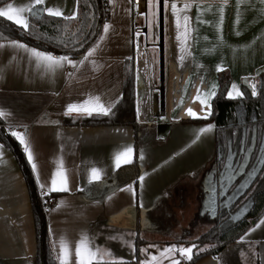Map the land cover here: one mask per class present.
Segmentation results:
<instances>
[{
  "label": "crops",
  "instance_id": "0c3cea01",
  "mask_svg": "<svg viewBox=\"0 0 264 264\" xmlns=\"http://www.w3.org/2000/svg\"><path fill=\"white\" fill-rule=\"evenodd\" d=\"M176 2L181 6L186 0ZM198 2L203 7L208 3L218 4L220 0ZM8 3L22 9L19 15L28 25L31 12L27 9L32 6V0H11L0 7ZM46 5L70 13L74 0H46ZM109 5L110 17L106 21L110 25L109 31L105 34L102 27L100 34L105 35V40L85 63H77L75 68L65 62L61 67L48 69L42 64L37 65L34 57L30 58L28 52L11 42L36 47L18 40L0 41V117L9 125L24 126L17 132L24 134L30 142L41 172V183L50 185L51 176L61 161L69 176L68 192H48L45 189L42 193L44 196L57 194L47 201L46 207L48 229H52L49 231L52 249L53 243L56 244V250H53L55 259L59 240L63 237L73 253L74 262L75 243L83 234L91 241L90 246L107 249L124 261L135 260L139 246L140 261L156 256L158 264H171L172 260L184 264L189 260L178 251L160 254L171 245L190 247L185 246L191 244L189 240L155 237L153 232L165 226V219L174 218L186 220L180 222V233H186L187 220L194 219L197 214L203 216L205 210L207 212L217 145L213 121L196 120L186 115L174 119L180 113V108L175 107L177 96H183L186 102L199 109L198 101L190 100V95L194 97L196 89H205V85L210 88L212 83L217 85L218 92L219 75L224 71L231 76L230 87L236 83L244 92L243 83L247 77L256 83L258 90L264 73V2L241 0L237 8V0H228L222 30L225 43L212 52L204 50L217 44L216 30L213 23H197L194 6L189 15L193 26L199 29L194 33L198 39L194 41L192 55L183 67L176 59L179 53L175 47L174 17L169 7L167 34L163 22L164 110L160 101L161 54L156 49L159 44H148L147 37L145 41L139 37L138 57L134 25H143L135 21L138 14L131 0H109ZM238 13L239 22L235 23ZM201 18L214 22L218 15L213 8L203 12ZM143 27L147 35L148 28ZM237 31L239 35H236ZM245 45L249 47L243 48ZM87 51L78 57H68L79 62ZM130 58L135 61L137 130L131 124H66L65 118L88 116L82 112L66 115L69 103L77 106L86 102V106L100 103L111 109L118 104L123 96L125 62ZM218 64H222L219 72L216 71ZM201 78L203 84L199 83ZM157 88L159 91L155 90ZM139 97L147 103L142 104L138 115L136 104ZM161 116L165 118L162 120ZM209 123L214 125L213 131L201 134V139L196 140L199 129ZM136 144L139 150L138 177L147 173L142 189L137 178L125 181L99 197H91L84 191L89 185L91 168L101 170V181L110 179L118 170L114 166L116 154L131 146L134 150L132 164ZM0 151L3 153L0 156V264H37L35 224L28 187L13 152L2 142ZM141 152L143 160L140 159ZM133 182L135 199L131 193L120 190ZM262 219L264 213L248 228L253 229L252 232L247 229L241 235L244 240L240 236L218 254L206 255L194 264H264ZM141 249L146 251L141 252ZM103 261H109V258L98 262ZM56 262L60 264L57 259Z\"/></svg>",
  "mask_w": 264,
  "mask_h": 264
},
{
  "label": "trees",
  "instance_id": "16d2710c",
  "mask_svg": "<svg viewBox=\"0 0 264 264\" xmlns=\"http://www.w3.org/2000/svg\"><path fill=\"white\" fill-rule=\"evenodd\" d=\"M9 1L11 0H0V5ZM107 4L109 5V0H79L78 13L74 19L54 17L43 12L40 16H30L27 28L5 17H0V41L18 40L56 55L78 57L98 40L103 25L110 17L109 12L105 11ZM219 84L217 96L212 100V114L207 119L196 120L214 122L217 145L215 162L221 169L225 166L231 149L243 147L251 139H255L257 147L252 153L251 165L255 162L256 153L260 149L258 147L264 140V73L261 75V82L255 97L251 95V89L244 82L245 95L243 98H226L231 84V76L228 72L224 71L219 75ZM135 98V61L134 58H130L125 62L123 96L110 114L68 117L64 119V122L80 125L131 124L137 130ZM0 142L13 152L28 187L35 224L36 262L37 264H57L49 235L46 208L47 201L57 194L42 195L23 152V147L8 131L7 123L1 117ZM135 148V159L132 164L122 166L108 180L89 184L84 191L91 197H99L125 181L137 179L139 175L138 144ZM260 171L262 182L254 191L250 206L235 220L227 218L230 215L229 212L222 213L217 223L191 242L195 245L193 256L184 264H194L206 255L218 254L224 247L236 241L262 216L264 213V160ZM231 209L234 210V207ZM139 241L138 239V243ZM201 247L203 250H200ZM125 262L126 264H139V246L135 260ZM95 264H109V261Z\"/></svg>",
  "mask_w": 264,
  "mask_h": 264
},
{
  "label": "snow or ice",
  "instance_id": "6c2138e0",
  "mask_svg": "<svg viewBox=\"0 0 264 264\" xmlns=\"http://www.w3.org/2000/svg\"><path fill=\"white\" fill-rule=\"evenodd\" d=\"M130 2V0H129ZM241 0H237V8H239ZM264 2V0H262ZM79 0H74L73 9L70 13L63 11L60 8H53L46 5V0H32V6L29 7L27 10L29 12L35 11L37 14L40 12H45L50 16L54 17H63L64 19H74L77 15L76 12V5H78ZM228 0H220L218 4L208 3L204 5L203 7L198 2V0H186L181 6H178L176 0H171V3L169 0H163V7L165 9V16H164V22H165V31L167 34V25H168V15L167 11L170 7L171 15L174 17V28H175V47L178 50V55L176 56V59L179 61L180 65L183 67L185 61L191 57L194 41L198 39V37L194 36V33H197L199 31L198 28L193 26V20L192 17L189 15V11L195 6L196 8V21L197 23L203 24V23H213V26L217 33V44L213 45L212 49H205L206 52H212L216 49L217 46H222L225 42L222 37V30H223V23H224V8L227 5ZM158 0H147V14L141 12L139 15L145 16V20L147 21V27L149 29V35L157 36V33L153 32L152 30L154 28H159V24L154 21L153 18L157 16V13L154 11V8L157 7ZM38 6V7H37ZM215 9L216 14L218 15V19H216L214 22L205 21L201 18L202 13L205 11H211ZM22 11V9L14 7L12 3H8L7 5L0 7V17H5L9 21H13L14 23L18 25H22L24 28H27V23L21 19L19 13ZM239 22V13L237 14V21L235 23ZM110 25L108 23H105L103 25V31L105 34L108 33ZM239 31L236 32V35H239ZM136 38H137V50H138V57H139V37L142 35L139 31L136 32ZM207 39V37H205ZM105 40V35H100L98 37L97 42L90 48H88L87 53L85 54V57L77 62L71 60L68 56H54L50 52L40 51L36 48H29L27 45H24L22 43L13 41L11 42L13 46L18 47L20 49H24L26 52L29 53L30 58L34 57L35 62L37 65H44L48 69H55L57 67H61L63 63H67L68 65L73 66L74 68L77 66V63L83 64L86 60L89 59V57L96 51L97 47L100 45V42ZM155 42V41H153ZM243 48L249 47V45L242 46ZM146 55V52H145ZM142 59V57H140ZM197 67H201L200 65H197ZM222 70V64H218L216 66V71ZM264 71V69H262ZM71 75V74H69ZM139 79V76L137 77ZM245 82L249 85L251 88V95L253 97L257 96V85L256 83H253L251 80H249L247 77L244 78ZM199 83H204V79L201 78ZM156 91H159V89H155ZM223 95V93H221ZM244 92H242L239 88V86L236 83H233L231 87L227 90L226 98L229 99H239L244 97ZM217 96V85L215 83L211 84V87L209 88L207 85H205V89H196L195 90V96L192 97L190 95V100L194 99L198 101L199 103V109H197L194 105H192L189 102H186L184 100L183 96H177L178 103L175 105V107L180 108V113L177 114V116L174 117V119H179L182 115H186L190 118L197 119V118H204L207 119L212 114V105L211 101L214 97ZM99 98H97L98 100ZM147 101L143 97H139L136 104V111L137 114H140L141 106L146 105ZM80 105L77 106L76 104L69 103L67 105V111L66 115L71 114L72 112H82L86 113L88 116H92L93 113L99 114V115H108L111 112L110 107H105L103 104L96 103L94 105L86 106ZM164 116H161L160 119H164ZM214 129V125L212 123L206 124L205 126H202L198 133H196V140L201 139V134H206L209 132H212ZM13 137L17 139L19 144L23 147V152L26 156V159L31 167L32 172L35 174L36 182L39 184L42 193L47 189L48 192H68L69 189V176L66 174L65 169L63 168L62 161L60 162L59 166L57 167L56 171L51 176L50 185L47 183H41V172L38 169V165L36 163V157L34 156L33 149L30 145V142L28 139H26L25 135L13 131L11 133ZM196 141H193L195 143ZM133 148L131 146L124 148L122 152H119L115 156L114 166L116 169L121 168L122 165H128L132 162L133 159ZM3 153L0 151V156H2ZM140 159H144L143 152H141ZM264 159V158H262ZM147 173H144L138 177L140 181L141 189L143 188V183L145 180V176ZM102 179V173L101 170L98 168H91L90 173L88 176V183L91 184L93 182L101 181ZM134 183H128L126 184L123 189H120L122 191H127L131 193L133 199L136 198V190L134 188ZM112 195H115V192L112 193ZM111 199V197H109ZM63 203V202H61ZM60 207V204L58 203L57 208ZM140 207L143 208L142 202L140 203ZM261 223H264V219L261 220ZM260 224H257V227H259ZM50 232H52V229H49ZM253 229H248V232H252ZM134 235V234H133ZM247 235V233H245ZM122 239V237H119ZM244 236H241L240 239L244 240ZM110 239H117V237H110ZM91 241L88 239L86 235L81 236V239L75 243L74 248V262L72 260L73 253L69 249V245L66 239L63 237L59 240V249L58 253L56 255V259L59 260L60 264H93L94 261H100L104 260L105 257L109 258V264H126L124 259L122 257H114L110 251L107 249H100L95 248L94 246H90ZM195 247V245H192L190 247H183L180 246L177 248L176 245H171L168 248H165L163 250V253L160 255H163L164 253H175L179 252L182 257H185L188 260H191L192 258V249ZM53 250H56V244L53 243ZM146 249H141V252H145ZM151 256V254L149 253ZM139 264H158L157 257L151 256L150 260H142L139 262ZM171 264H178V261L172 260Z\"/></svg>",
  "mask_w": 264,
  "mask_h": 264
},
{
  "label": "rangeland",
  "instance_id": "374dc122",
  "mask_svg": "<svg viewBox=\"0 0 264 264\" xmlns=\"http://www.w3.org/2000/svg\"><path fill=\"white\" fill-rule=\"evenodd\" d=\"M161 1L163 3V0H158L157 7L154 8V11L157 13V16L155 18H153L154 21L159 24V28H154L152 30L153 32L157 33L158 38H157V36L149 35V29L147 30V35H145V33H144L140 36V38L143 39V41H145V38L147 37L148 38V44H152V43L159 44L158 47H156L157 52L159 50V53H160V44H161V39H162L161 38V35H162V30H161V27H162V24H161ZM162 12H164V10ZM162 19H164V17H162ZM135 21L139 22V24H141L143 26H147V21L145 20V16L138 14L135 16ZM153 41H155V42H153ZM245 153L247 154L248 152L246 151ZM212 166H213V168H211V170H212V173L214 175V169L216 166V162H214ZM247 167H248V165L246 163L245 169H247ZM227 168L228 167H227V163H226L225 166L221 170V174H223L224 170ZM233 168H232V170L231 169L229 170V174L231 176H233V173H234L233 170L237 171V169H239V164H237V165L235 164V166ZM257 173H258V169H256L255 172H253L252 170H249L246 173L245 178L246 179L250 178V181L252 178V182L249 181L248 183H246V187H243L235 196H234V192H232V195L230 192L234 189V187H235L234 191H236V189L240 185L238 184L235 186V185L230 184L228 182V180H231L229 178V174L224 175L225 178L223 179V181L221 183V188H220V190L223 192V194L221 195L222 202H224L230 198L228 200L230 203V204H228V208H229V206H232L233 204H235L237 207L239 205L242 207H247L248 203H249L248 201L250 199V196L253 193V191L255 190L254 189L255 185L253 184V181H254ZM212 190H213V187H211V191ZM206 196H207V194H204V197H206ZM213 197H216V194L211 193L210 198L212 201H211V203H209V207H213V203H215V200H214L215 198H213ZM216 206H218V204H216ZM245 209L246 208H244V210ZM223 212H227V211L224 209ZM232 213L233 214H230L227 217L228 219L230 216H231V218H234L235 215H237L235 211H233ZM185 221L186 220H184V219H179V220L174 219V218H171V220L165 219V221H164L165 226L163 228H159L158 230L154 231L153 233H156V234H154V236L155 237H158V236L171 237L173 239H187V240H189L188 242L191 243L194 240H196L202 233L206 232L215 223H217L218 215H217V213H215V212L213 213V212L209 211L208 209H207V212H206V210L204 211L203 216H201L200 214H197V216L194 219H188L187 220L189 225L187 227L186 233L183 232L184 233L183 234V233H180L181 232L180 222L184 223ZM191 244L190 245L186 244L185 246H192L193 244L192 245ZM200 250H203V247H201ZM200 250H198V251H200ZM192 253H193V251H192Z\"/></svg>",
  "mask_w": 264,
  "mask_h": 264
},
{
  "label": "flooded vegetation",
  "instance_id": "af4514ba",
  "mask_svg": "<svg viewBox=\"0 0 264 264\" xmlns=\"http://www.w3.org/2000/svg\"><path fill=\"white\" fill-rule=\"evenodd\" d=\"M256 140L255 139H251V141L243 146V147H237V148H233L231 149V152L229 153V155L227 156V169L224 170L223 174H221V168L218 167V165L216 164L215 166V169H214V178H213V192L212 194H216V197H213L215 198V203H213V207H209V211L211 212H215L217 213L218 217L224 213V209L229 212V214H233L232 212L235 211L237 215H235L234 218H231V216L229 217V220H235L237 219L238 217L241 216V214L250 206L251 202H252V196H253V193L254 191H256V189H258L259 185L261 184L262 182V174H261V171L258 173V175L255 176V179L253 181V184L255 185L254 187V191L253 193L251 194L250 196V199H249V203H248V206L247 207H242V206H236L235 204H233L232 206H229L228 208V204L229 203V199L222 202V199H221V195L223 194V192L220 190L221 188V183L223 181V179L225 178L224 175H227L229 174V170L235 166V164H239V169H237V171H234L233 170V176H231L229 174V178L231 180H228V182L232 185H240L236 191L235 190V187L234 189L230 192L231 195H232V192H234V196L243 188V187H246V183H248L250 181V178H245L246 177V173L249 171V170H252L253 172L256 171V169H258V165H260L262 163V159L264 157V140L262 141L260 148L257 153H256V156H255V162L251 163V159H252V153L253 151L256 149ZM248 152L247 154L245 152ZM246 163L248 165L247 169H245V166H246ZM234 169V168H233ZM245 179V180H244ZM233 181V182H232ZM229 184V185H230ZM221 191V192H220ZM210 201L211 198H210ZM211 203V202H210ZM216 204H218V206H216ZM235 205V206H234ZM231 207H234V210L231 209ZM244 208H246L244 210ZM229 216V215H228Z\"/></svg>",
  "mask_w": 264,
  "mask_h": 264
},
{
  "label": "built area",
  "instance_id": "2783aa9c",
  "mask_svg": "<svg viewBox=\"0 0 264 264\" xmlns=\"http://www.w3.org/2000/svg\"><path fill=\"white\" fill-rule=\"evenodd\" d=\"M132 5L134 6V8L136 9V14H139L141 12L145 13L147 12V0H131ZM105 11L109 12L110 11V5H105ZM139 31L140 33L144 34L145 33V28L143 26L138 25L137 23L134 25V34H136V32ZM136 36V35H135ZM141 41L139 39V45H140ZM134 44L137 47V38H134ZM254 83V82H253ZM23 125H13V124H7V128L9 132H13V131H19L23 128ZM48 206V204L46 203V207Z\"/></svg>",
  "mask_w": 264,
  "mask_h": 264
},
{
  "label": "water",
  "instance_id": "95a60500",
  "mask_svg": "<svg viewBox=\"0 0 264 264\" xmlns=\"http://www.w3.org/2000/svg\"><path fill=\"white\" fill-rule=\"evenodd\" d=\"M163 3L161 1V24H162V27H161V30H162V35H161V44H160V54H161V57H160V70H161V93H160V98H161V107L162 109L164 110L165 108V90H164V80H165V76H164V49H163V22H164V19H162L163 16ZM43 12H40V13H36L35 11H32L31 12V16H40ZM262 163H263V160H262ZM261 163V164H262ZM261 164L259 165L258 167V171L260 169V166ZM252 182V178H251V181ZM244 190V189H243Z\"/></svg>",
  "mask_w": 264,
  "mask_h": 264
}]
</instances>
